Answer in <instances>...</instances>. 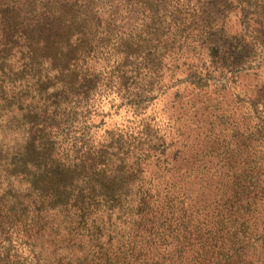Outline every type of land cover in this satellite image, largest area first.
I'll return each instance as SVG.
<instances>
[{
    "label": "trees",
    "instance_id": "trees-1",
    "mask_svg": "<svg viewBox=\"0 0 264 264\" xmlns=\"http://www.w3.org/2000/svg\"><path fill=\"white\" fill-rule=\"evenodd\" d=\"M1 128L0 264H264V0H0Z\"/></svg>",
    "mask_w": 264,
    "mask_h": 264
},
{
    "label": "rangeland",
    "instance_id": "rangeland-1",
    "mask_svg": "<svg viewBox=\"0 0 264 264\" xmlns=\"http://www.w3.org/2000/svg\"><path fill=\"white\" fill-rule=\"evenodd\" d=\"M77 100V97H73L71 99H69L68 101L64 102L63 105H62V108H61V111H62V114L67 117L68 114L70 113V111L72 110V106L75 105V102ZM39 104V103H38ZM77 106V112L80 113V111L82 110L83 113H86L88 111V108L90 107V102H88L87 100H83V99H78V103L76 104ZM24 114H26V110H17V115L18 116H24ZM24 127L22 128H19L18 130V134L14 135V133H12V135H10L7 139H6V147H5V152H7L6 156H5V162H12L13 161V155L12 153L15 151V150H21L23 148H25L26 144H27V134L30 132L28 127H26L25 124H23ZM50 125L52 126V123L50 121ZM1 131H2V138H4V130L1 128L0 130V134H1ZM5 154V153H4ZM30 170L34 171L36 169H33L31 166L29 167ZM3 176L2 178H4L7 175H9V180L13 183V185L15 187H17L20 191H23L24 193L26 192H29L31 191L32 193V196L33 198L31 197L30 200L33 201L34 203V200H37L40 202H43V205H42V210H39V213L41 211V215H42V218H43V223L45 222L44 220H46V218L48 217V214H49V206L48 205V200L47 199L48 197H42L41 199L38 198L36 199V195L33 194V192H36L37 191V188H35V178H25L23 177L22 175H16L15 173L12 172L11 169H4L3 170ZM38 174H41V173H38ZM25 175V173H24ZM30 179V180H29ZM38 188H40V181L38 183ZM39 191V190H38ZM42 190H40L41 192ZM42 223V224H43ZM37 241L38 242H43L45 243L46 242V238L43 237V236H39L37 238ZM66 254V252L64 250H61L60 248L57 249L55 251V256L59 257V256H64Z\"/></svg>",
    "mask_w": 264,
    "mask_h": 264
}]
</instances>
